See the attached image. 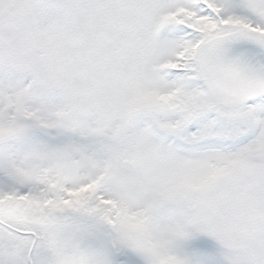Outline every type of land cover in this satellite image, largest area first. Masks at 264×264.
<instances>
[{
  "label": "snow or ice",
  "instance_id": "snow-or-ice-1",
  "mask_svg": "<svg viewBox=\"0 0 264 264\" xmlns=\"http://www.w3.org/2000/svg\"><path fill=\"white\" fill-rule=\"evenodd\" d=\"M0 264H264V0H0Z\"/></svg>",
  "mask_w": 264,
  "mask_h": 264
}]
</instances>
